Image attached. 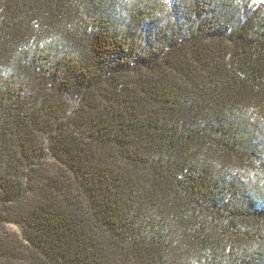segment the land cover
<instances>
[{
  "label": "trees",
  "instance_id": "obj_1",
  "mask_svg": "<svg viewBox=\"0 0 264 264\" xmlns=\"http://www.w3.org/2000/svg\"><path fill=\"white\" fill-rule=\"evenodd\" d=\"M0 264H264V0H0Z\"/></svg>",
  "mask_w": 264,
  "mask_h": 264
},
{
  "label": "rangeland",
  "instance_id": "obj_2",
  "mask_svg": "<svg viewBox=\"0 0 264 264\" xmlns=\"http://www.w3.org/2000/svg\"><path fill=\"white\" fill-rule=\"evenodd\" d=\"M8 229L14 230V231H18L19 230L18 227L16 225H14V224H9L8 225Z\"/></svg>",
  "mask_w": 264,
  "mask_h": 264
}]
</instances>
